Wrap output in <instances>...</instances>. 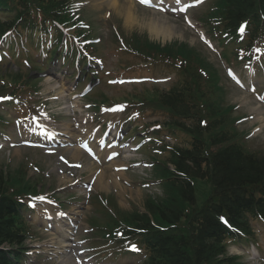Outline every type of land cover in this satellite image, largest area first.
<instances>
[{
	"label": "trees",
	"instance_id": "16d2710c",
	"mask_svg": "<svg viewBox=\"0 0 264 264\" xmlns=\"http://www.w3.org/2000/svg\"><path fill=\"white\" fill-rule=\"evenodd\" d=\"M30 3L34 12L42 9L41 6L45 13H49V8H59L58 3L52 0H30ZM245 14L259 23L264 15V0H231L233 18L240 19ZM260 24L261 21L257 26ZM14 80L17 85L20 76ZM199 82L196 79L194 89L190 83V89H183L198 102L202 100L195 94ZM184 94L180 93L171 101V95H166L163 101L176 109L184 107L177 110L183 112L188 109L185 103L182 105ZM202 103L210 125L194 130L197 139L193 149L179 148L172 153L170 160L176 168L174 171L165 169L166 198L147 200L144 213L125 212L119 216L148 232L145 238L151 255L145 264H241L232 257L221 258L226 249L223 242L227 230L220 217L227 215L236 227L247 226L249 213H258L264 206L261 200L264 194V156L248 154L236 142L229 144L234 141V135L227 129L229 115L221 108V102ZM200 110V106L195 107L196 113ZM202 166L204 169H201ZM192 175L207 178L213 186V195L201 208L195 204L196 193L190 180ZM15 180L0 169V264H15L1 245L5 242L22 245L26 229L20 211L22 204L14 196L35 189L20 182L14 183ZM245 229L248 230V226Z\"/></svg>",
	"mask_w": 264,
	"mask_h": 264
},
{
	"label": "rangeland",
	"instance_id": "374dc122",
	"mask_svg": "<svg viewBox=\"0 0 264 264\" xmlns=\"http://www.w3.org/2000/svg\"><path fill=\"white\" fill-rule=\"evenodd\" d=\"M131 1V0H128ZM121 3H127V0H121ZM94 9L89 10V15L92 20V24L94 23L95 32L97 36L102 39V42L98 44V51L104 57L107 69H110L113 73L120 70L119 67V60H128L134 61L132 59V55H127L125 52L120 51V43L114 41V34H116L115 30L119 27L121 32L129 35L131 32H137L141 35H147L151 39L157 42H166L180 40L181 42H189L191 44H195L194 40L198 39L197 36L193 35L190 30H188L186 24H184L183 20L177 19L176 17H171L167 14H156L152 10H145L138 9L134 7V13L136 15V23L131 26H127L125 24L124 16L122 12L116 11L115 9L111 8L110 5L105 4L104 7L99 6L95 2H93ZM105 10H110L112 17H105ZM206 10V7H202L199 9H195L191 11L192 16L196 19V16L200 15L202 12ZM116 15L122 17H116ZM124 23V28L121 30V24ZM153 23L157 26H162L164 28L163 33H155L151 30L150 24ZM200 48L204 52V57L208 58V60L214 65L215 68H219L218 65V57L207 49L205 46L195 45ZM30 54L32 55L33 59L37 58V51L31 49ZM132 56V57H131ZM52 65V64H51ZM68 67H63L60 69L58 65H54L49 68L47 72L43 75V78L40 80V77L35 76L34 78L36 81H39V87L41 92L36 96L39 99H44L45 101L49 102V109L53 113L61 114V121L63 122V128L66 125H71L73 123L72 117H67L64 115L66 113H72L67 108H64L69 102L70 105H75L74 103L79 102V106L76 108L78 110H83L86 114L85 105L87 102L85 100H74L72 102L71 93H74L70 85H73L76 75L72 79L69 77H65L64 71L67 70ZM32 70V67L27 65L22 61L14 62V60L6 59L4 62L0 63V71L7 72V71H19L24 73H29ZM54 72V79L51 81H47L46 76L50 75L51 72ZM71 70V69H70ZM136 71L140 72L137 68ZM153 73L157 76H164L168 75L165 74V70L162 68H153L151 69ZM223 76V71L220 70ZM220 73V74H221ZM34 76V75H33ZM58 76V78H56ZM169 76L168 82L161 85V89H168L175 83V76L171 73ZM82 80H83V76ZM39 79V80H38ZM66 81L68 86L63 85V82ZM223 84V81H222ZM224 86L228 88L227 100L231 101L232 104H239L240 108L237 112H241V114H246L248 117H253V119H249L245 122V124L239 125L241 130L253 131L256 127H262L260 131H258L251 139L247 140V144L252 149H261L264 151V107H260L256 100H254L253 96L248 94L242 93L237 90L233 84H231L228 80L227 83H224ZM130 87V86H127ZM75 88V87H74ZM80 90V88H79ZM100 90H105L109 94L119 95L124 93V89H115L110 90V88L102 87ZM99 91V90H98ZM227 91V90H226ZM98 93H96L97 96ZM108 94V95H109ZM39 112H42V109L39 107ZM0 110L5 114L6 118L11 115L10 108H8V112L3 111L2 108ZM81 112V111H80ZM82 113V112H81ZM78 115L80 118H84L83 114ZM239 114V113H237ZM39 116V115H38ZM148 118L146 119L147 122L151 124H155L156 122H161L164 124L168 119V115H164L162 113H155L152 112L148 113ZM32 117H35L32 115ZM63 118V119H62ZM190 124V123H189ZM16 129L18 130L19 127L14 129V126L9 127L5 132L9 133V136L15 139V143L21 144L23 142V136H21L18 132L16 133ZM263 131V132H262ZM262 132V134H260ZM171 139L170 143L179 144V140L177 137L168 138ZM178 141V142H177ZM3 142L2 137H0V145ZM74 149H66L59 152V155H67L69 158V162H76L78 159H85L86 165L84 167H71L69 164H62L58 157L55 156H46L42 154L40 150L37 149H28L25 147H7L5 150L0 151V165L5 164L8 167V170H16L18 169V165L22 162H26L28 165L29 162H34L37 164L40 169L44 172V182L39 185V189L42 188V191H58L60 193V197L62 198L63 202H66V208L69 209L68 212L76 215L78 211H80L77 215H82V219L79 217L80 224H81V232L79 234V239H82L81 235H84L85 230H89L88 227V217L92 211V208L89 206L88 198L85 196V190H82L81 186H76L80 182L87 183L90 180L91 174L93 172L100 171L99 183L98 180L96 182L94 193H106L108 195H114L116 201L118 202L119 206L122 207L124 210H132L133 207H138L141 210H144V203L148 197L146 193V188L143 184L140 183L138 177L131 173L130 170L126 168V171L122 173H117L114 169L115 166L118 164H123L125 166L128 165L123 159H119L117 162L119 163H107L105 166H101L98 163H91L88 158L84 155V153L78 157V159H73ZM264 153V152H263ZM150 154V151H145L142 153V157L145 158ZM165 154L161 155L162 158H165ZM150 155L148 156V158ZM116 164V165H114ZM28 175L29 177L33 178L39 176V170L36 171L34 167H28ZM103 172L106 174L104 177ZM146 174V178H152V175ZM66 175V176H65ZM196 185V193L198 204L203 205V201L209 198L212 195V184L204 178L195 177L193 178ZM151 189L153 187H150ZM161 192V190L159 191ZM73 195V196H71ZM71 196V197H68ZM35 215V213H34ZM38 216V215H37ZM32 222L35 224L34 229L37 230L38 237L33 245H38L35 248V252H33L32 257V264H75L74 262V254L67 251L65 254H59L58 257L50 254L52 251L56 250V244H60L63 247H68L70 244L67 238H61L54 232L55 230H51L45 232L42 227H40L37 223L33 220ZM64 228H59L60 230L64 231ZM67 234L65 233V236ZM67 237V236H66ZM96 240V239H95ZM61 241V242H60ZM247 243H243L241 246L234 248H230V254H242L244 258V264H261L264 261L260 255L256 257L257 253H251L245 257ZM263 257V255H262ZM101 259L96 264H135L138 261L137 257L132 256L130 253H122L116 256V258H111L110 254L104 255L100 257Z\"/></svg>",
	"mask_w": 264,
	"mask_h": 264
},
{
	"label": "bare ground",
	"instance_id": "6f19581e",
	"mask_svg": "<svg viewBox=\"0 0 264 264\" xmlns=\"http://www.w3.org/2000/svg\"><path fill=\"white\" fill-rule=\"evenodd\" d=\"M106 2H112L111 3V5L113 6V8L115 9L116 8V6H118L117 5V2H115L116 0H105ZM125 16H126V20H127V22H132V21H134V15L132 14V12H130V11H127L126 12V14H125ZM150 26H152V24L150 25ZM152 27H154V26H152ZM154 29L156 30V28L154 27ZM72 130V129H71ZM75 131V130H74ZM34 139V138H33ZM79 154H81V150L79 149H77L76 150V154H75V157H78V155ZM106 176V174H104V177Z\"/></svg>",
	"mask_w": 264,
	"mask_h": 264
},
{
	"label": "snow or ice",
	"instance_id": "6c2138e0",
	"mask_svg": "<svg viewBox=\"0 0 264 264\" xmlns=\"http://www.w3.org/2000/svg\"><path fill=\"white\" fill-rule=\"evenodd\" d=\"M150 2V0H139V3H141V4H147V3H149ZM180 2V0H176V3H179ZM161 10H164L163 8H161ZM0 99H8V98H6V97H4V98H0ZM33 207H35V205H32ZM222 220L224 219V218H221ZM225 223H227V221L225 220L224 221ZM131 250H133V251H138V249L136 248V246L135 245H132L131 246Z\"/></svg>",
	"mask_w": 264,
	"mask_h": 264
}]
</instances>
